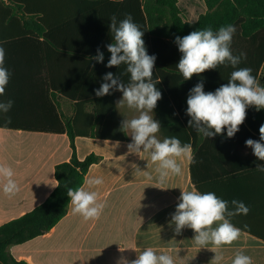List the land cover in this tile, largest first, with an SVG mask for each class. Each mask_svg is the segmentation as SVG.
<instances>
[{
    "label": "trees",
    "instance_id": "1",
    "mask_svg": "<svg viewBox=\"0 0 264 264\" xmlns=\"http://www.w3.org/2000/svg\"><path fill=\"white\" fill-rule=\"evenodd\" d=\"M205 5L207 12L190 23L182 18L177 0H0V46L5 49L4 66L11 74L0 102L13 101L10 111L0 112V128L66 133L73 148L72 159L56 166L58 185L50 197L33 211L0 227V264H27L17 261L9 248L43 236L67 215V189L82 187L88 171L100 160L96 155L80 160L76 138L132 143L130 131L122 124L139 112L126 103L118 104L123 96L120 91L113 90L103 97L95 95L108 72L125 84L130 81L126 65L106 67L111 56L107 45L112 43V16L119 22L130 14L144 31L147 53L156 56L152 80L162 93L150 113L161 125L157 138L162 141L176 137L182 144L191 143L195 154L192 182L205 193L199 178V153L204 150L199 148V138L203 136L188 127L187 98L190 89L201 81L205 92H214L238 68H251L256 80L264 81V0H205ZM229 24L236 28L231 51L237 56L244 53L246 58L235 69L220 65L184 80L176 67L182 54L175 38L209 27L216 32ZM97 49L103 52V63L92 59ZM58 96L72 102V118L62 114ZM245 121L244 129L260 136L264 109L248 107ZM230 221L243 232L264 240L263 235L243 223L232 217Z\"/></svg>",
    "mask_w": 264,
    "mask_h": 264
},
{
    "label": "crops",
    "instance_id": "2",
    "mask_svg": "<svg viewBox=\"0 0 264 264\" xmlns=\"http://www.w3.org/2000/svg\"><path fill=\"white\" fill-rule=\"evenodd\" d=\"M112 1V0H111ZM120 1V0H113ZM186 22L194 23L207 12L205 0H177ZM67 65L64 64V70ZM62 114L72 118V102L58 96ZM240 126L232 138L226 131L213 138H199V178L205 192L229 202L243 201L250 211L232 218L264 236V165L245 141H259L260 136ZM131 142L92 137H78L74 144L80 160L96 155L86 176L102 178L103 184L88 188L98 193L97 203L105 205L98 219L85 220L74 214L69 204L67 215L49 232L26 243L9 248V253L27 264H131L138 254L152 248L157 254H168L174 264H214L215 252L223 255L220 264H231L237 252L264 264V240L241 230L240 238L231 245L200 248L195 233L184 228L180 234L170 224L182 190H192V160L178 158L181 175H170L167 182L157 181L149 153H132ZM112 146H115L112 147ZM194 158V151L192 153ZM73 157L68 134L8 130L0 128V166L10 167L19 191L13 196L3 193L0 179V227L33 211L43 204L58 185L56 166ZM135 166V167H134ZM151 177V178H150ZM85 180V181H86Z\"/></svg>",
    "mask_w": 264,
    "mask_h": 264
},
{
    "label": "clouds",
    "instance_id": "3",
    "mask_svg": "<svg viewBox=\"0 0 264 264\" xmlns=\"http://www.w3.org/2000/svg\"><path fill=\"white\" fill-rule=\"evenodd\" d=\"M112 43L107 45L111 53L106 67L126 65L130 81L125 84L119 76L108 72L103 76V83L95 90L97 97L110 95L113 90L122 92L118 104L136 109L139 115L130 120H124L122 128L129 130L132 143L128 149L132 153H149L151 161L156 164L155 172L160 184L167 182L170 175H181L182 167L178 158H188L194 161L191 143L182 144L176 137L157 138L160 130L159 121L154 119L153 110L162 93L152 80L156 56L149 55L143 40L144 31L133 22L129 14L123 20L117 21L116 16L110 20ZM235 26H222L214 32L210 27L195 30L183 37L177 36L175 43L182 54L176 65L184 80L193 75H200L206 70H214L220 65H231L234 69L241 63L246 54L233 55L231 43ZM97 63H103L104 55L97 49V55L92 57ZM5 49L0 46V96L4 95L10 80V72L4 66ZM160 82V81H159ZM158 82V83H159ZM13 101L0 102V112L7 113L12 108ZM254 107L257 111L264 109V86H261L252 75L251 68H238L231 73L226 84H222L214 92H205L203 81L190 89L187 98L186 115L190 117L188 127L194 128L204 138L223 135L226 129L228 138L234 137L246 119V109ZM259 141L247 139L245 144L253 150V154L264 161V124L259 128ZM135 167V166H134ZM256 171L264 173V165H257ZM14 172L10 167L0 166V179L3 182V193L13 196L19 191V186L13 179ZM151 178V177H150ZM88 188L103 184L102 178H89L85 181ZM67 196L74 214H80L85 220L98 219L105 205L97 203L98 193L86 190L84 187L67 189ZM179 203L171 216L170 224L175 225V232L180 234L184 228L194 231L193 241L200 248H214L231 245L241 235V229L233 225L230 218L236 215H247L250 208L236 199L229 202L216 196L214 192L201 193L195 188L182 190ZM215 252L211 262L220 264L223 255ZM125 264H128L125 261ZM131 264H174V259L168 254H157L152 248L141 251ZM231 264H252L250 256L237 252Z\"/></svg>",
    "mask_w": 264,
    "mask_h": 264
},
{
    "label": "rangeland",
    "instance_id": "4",
    "mask_svg": "<svg viewBox=\"0 0 264 264\" xmlns=\"http://www.w3.org/2000/svg\"><path fill=\"white\" fill-rule=\"evenodd\" d=\"M236 43H237V42H236ZM238 44H240L239 46L241 47V43H238ZM235 50H236V49H235ZM262 78L264 79V71H263V74H262V76H261V79H262ZM263 82H264L263 80H260V81H259V83H260L261 86H263ZM112 147L115 148V146H112ZM115 149H116V148H115Z\"/></svg>",
    "mask_w": 264,
    "mask_h": 264
}]
</instances>
